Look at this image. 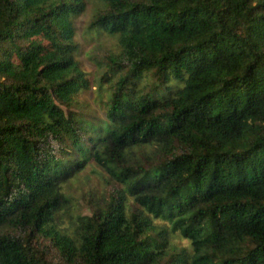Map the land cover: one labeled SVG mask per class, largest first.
Segmentation results:
<instances>
[{"label": "trees", "instance_id": "obj_1", "mask_svg": "<svg viewBox=\"0 0 264 264\" xmlns=\"http://www.w3.org/2000/svg\"><path fill=\"white\" fill-rule=\"evenodd\" d=\"M0 264H264V0H0Z\"/></svg>", "mask_w": 264, "mask_h": 264}, {"label": "rangeland", "instance_id": "obj_2", "mask_svg": "<svg viewBox=\"0 0 264 264\" xmlns=\"http://www.w3.org/2000/svg\"><path fill=\"white\" fill-rule=\"evenodd\" d=\"M91 14L86 13L85 16L81 17V21L78 24L79 27H83L84 24L88 21V16H90ZM84 39L82 37V40L80 42H83ZM90 44H87L86 42L83 44L84 45V50L86 51V53L89 52V54L93 55H97V56H101L103 53H106L108 50L113 49L115 46V40L112 38H105V37H101V39L96 43L94 40H89L88 41ZM87 69H90L91 67H86ZM85 95H82L79 98H83ZM88 100H90L89 102L92 101V97H91V93L87 94ZM93 109H98L96 106L93 107ZM91 110V109H90ZM98 117L102 118L104 115L100 112V111H96V114ZM87 171L89 172V170L87 169L85 174L87 173ZM80 179V180H79ZM78 180H73L71 182L72 185V189L71 191L74 192V194H81L82 191H84L85 189L88 188V186L90 184L95 185L97 183V178L96 177H92L91 181L88 182L86 179H84V176H80Z\"/></svg>", "mask_w": 264, "mask_h": 264}]
</instances>
